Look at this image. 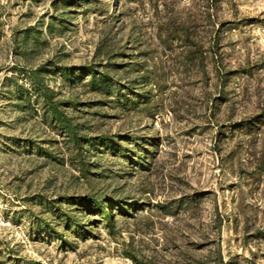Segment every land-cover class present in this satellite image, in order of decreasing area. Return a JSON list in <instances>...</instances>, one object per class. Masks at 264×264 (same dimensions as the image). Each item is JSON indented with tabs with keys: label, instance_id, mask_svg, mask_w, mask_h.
<instances>
[{
	"label": "rangeland",
	"instance_id": "rangeland-1",
	"mask_svg": "<svg viewBox=\"0 0 264 264\" xmlns=\"http://www.w3.org/2000/svg\"><path fill=\"white\" fill-rule=\"evenodd\" d=\"M0 264H264V0H0Z\"/></svg>",
	"mask_w": 264,
	"mask_h": 264
},
{
	"label": "trees",
	"instance_id": "trees-1",
	"mask_svg": "<svg viewBox=\"0 0 264 264\" xmlns=\"http://www.w3.org/2000/svg\"><path fill=\"white\" fill-rule=\"evenodd\" d=\"M109 204H103V206H101V210L102 212H104L108 217L110 216L109 211H107V208L109 207Z\"/></svg>",
	"mask_w": 264,
	"mask_h": 264
}]
</instances>
